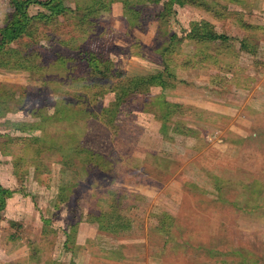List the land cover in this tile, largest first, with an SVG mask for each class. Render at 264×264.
<instances>
[{
	"label": "rangeland",
	"instance_id": "rangeland-1",
	"mask_svg": "<svg viewBox=\"0 0 264 264\" xmlns=\"http://www.w3.org/2000/svg\"><path fill=\"white\" fill-rule=\"evenodd\" d=\"M97 1L8 45L0 264H264V0Z\"/></svg>",
	"mask_w": 264,
	"mask_h": 264
},
{
	"label": "trees",
	"instance_id": "trees-1",
	"mask_svg": "<svg viewBox=\"0 0 264 264\" xmlns=\"http://www.w3.org/2000/svg\"><path fill=\"white\" fill-rule=\"evenodd\" d=\"M120 1H124V0H120ZM171 1H173V0H171ZM177 1H180V0H177ZM181 1H183V0H181ZM181 1L179 3L178 2H171V3H173V5L176 3L175 5L181 4L182 6H184V3H182ZM197 1L198 0H187L186 2L188 3V5H194L195 6ZM97 2L104 3L102 0H98ZM10 4L13 7L14 12L12 13L11 16L8 17V19H12L13 22L6 28L0 27V53L1 52L4 53V56H3L4 58H3L2 62L0 59V68H4V69H7L5 67L8 66L7 65L8 63H14V66L16 67L20 63V61H22V60L24 61V57L15 49H9L8 45L13 43V42L18 41L19 39H22L24 36H27L29 33L31 25L34 22H42L44 24H53V21L55 19H58V18L62 17L63 15H66L67 13L73 12L71 8H68L65 5L64 0H46V1L10 0ZM196 5L200 8L206 9L207 11L210 10L208 5H205V4L202 5V3L200 1ZM34 7H41L43 9H45L47 11V13H43V12L37 13L36 12V14H31L30 12ZM101 7L104 8L105 10H110V8H108L105 4ZM92 12H93L92 10H89V13H87L83 17L82 20H84L85 18H89L93 14H100L101 10L98 8V11H94L93 13ZM211 14L218 15L219 12L218 11L214 12V8H212ZM162 18H164V15H162ZM204 26H206V25H204ZM196 31H197L196 29L191 31V34L193 33L192 38H195V37L200 38V40L198 42L217 41V40L223 41V40H226L228 38V37H225L224 35H218L217 33L213 32V31H210V32L205 31L204 33H201V34L197 33ZM243 48H246V47L244 46ZM9 60H12V62H10ZM101 61L102 60L99 58V56L97 54H90L89 55L88 62H89V66L92 69L99 71L100 67H101ZM165 76H166L165 73L153 74V75H150L145 80H138V83L145 82L144 85L147 87L151 86V87H160V88L163 87L164 88V87H166ZM169 76L170 75H168V78H169ZM130 83L136 85L137 82L135 83V81L130 79ZM137 86H139V85H137ZM124 90H125L124 87L119 89L116 86V89L114 90V92L117 91L118 93L116 95L117 103L115 105H113L114 108L117 105H120L124 102V99L126 98V95L123 92ZM133 93H134V91H133ZM133 93H128V97H131L133 95ZM170 105L166 104V106H168V107H170ZM110 112H108L107 114L110 113L112 115V117L114 118L116 116L115 111H110ZM28 126L29 125L24 124V125H22V129L27 130ZM67 163H65V165ZM12 193L13 192H9L7 190H4L2 188V186L0 185V214H1V212H3L5 205H6V201L8 198L11 197ZM0 220H1V215H0Z\"/></svg>",
	"mask_w": 264,
	"mask_h": 264
},
{
	"label": "crops",
	"instance_id": "crops-1",
	"mask_svg": "<svg viewBox=\"0 0 264 264\" xmlns=\"http://www.w3.org/2000/svg\"><path fill=\"white\" fill-rule=\"evenodd\" d=\"M253 10H254V8H253Z\"/></svg>",
	"mask_w": 264,
	"mask_h": 264
}]
</instances>
